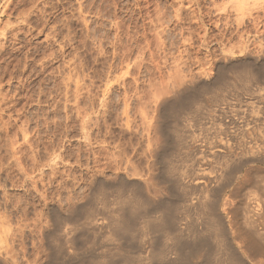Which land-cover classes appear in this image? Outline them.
I'll use <instances>...</instances> for the list:
<instances>
[{"label":"rangeland","instance_id":"rangeland-1","mask_svg":"<svg viewBox=\"0 0 264 264\" xmlns=\"http://www.w3.org/2000/svg\"><path fill=\"white\" fill-rule=\"evenodd\" d=\"M263 52L264 0H0L1 256L5 254L11 256L10 259L15 258L16 264L43 262L48 250L45 248V235L41 238L39 233L42 232L43 236L47 225H44L47 223L45 219L50 223L46 208L52 201H63V210H58V213L73 217L65 220L67 225H62L61 230L78 226L67 250L69 256L66 254L65 257L90 255L88 251L107 243L103 233L91 232L92 226L81 229L80 220L84 218L75 208L91 196L87 186L92 170L103 167L105 178L107 181L110 179L108 182L113 179L111 172L123 170L122 179L137 185L145 199L159 201L174 194L170 184H166L168 179L164 174L167 167H171L179 172L184 183L203 173L209 176L223 173L221 178L224 177L226 182L220 180L219 193L214 196L221 207L226 199L233 203V206L230 204L233 212L230 210L229 215L222 211L224 208H218L220 215L224 216L222 224L229 232L227 245L238 255L240 253L242 262H246L244 264H264V224L250 211V206L247 207L250 210L246 208L247 203H252L249 199H253L255 193L259 197L264 194V65L258 72H253L254 64L256 67L264 63ZM243 64L249 65L248 70L241 67ZM222 66L228 68L224 76L227 79L223 78L221 84L206 91L201 100L204 103L195 101L194 107L191 105L186 109V118L185 114L183 116L186 128L183 123L182 127L177 126L180 134L186 135H182L185 139L182 152L166 159L156 155V159L154 153L162 137L156 133L159 135L157 143L154 130L157 123L153 117L157 122L159 108L154 96L160 90L163 95L172 91L183 79V82L189 79L192 83L199 81L196 84L201 85L209 83L218 77ZM235 66L241 69H235ZM242 69L246 73L240 72ZM233 73L241 75V80L244 73V81L237 76L236 80L231 79ZM163 86L168 89L165 93L162 92ZM160 95L163 96L159 94L158 99ZM209 97H213V101ZM206 99L209 104L212 102L208 107ZM196 102L202 107L199 103L195 105ZM144 115L152 117L150 122ZM142 116L148 124L143 122ZM152 135L154 139L148 142ZM188 141L191 145L186 143ZM95 143L100 145V149ZM219 143L229 146L232 152H238L241 145H254V148L260 145L263 147L259 148L262 157H255L258 161L243 159L240 165L230 157L224 159L221 156L223 160H220V155H217L213 159L209 153ZM94 154L100 159V164L97 158V161L94 159ZM84 156L89 159L84 160ZM226 159L228 165H224ZM163 162L169 165L165 163L164 166ZM93 164L97 165L94 167ZM115 164L119 165L120 171ZM82 169L85 172L82 173ZM125 170L130 171L127 172L128 178H125ZM132 174L137 177L130 179ZM155 174H162V177L164 174L165 178ZM104 176L102 180L106 183ZM158 178L167 181L164 183ZM150 182H156L157 186ZM83 184L84 187L88 185L84 188ZM193 190L189 193V203L205 197L202 191ZM83 191L87 195L84 196ZM211 194L206 198H212ZM111 198L109 196V200ZM114 198L115 195L107 201L113 203H108L109 206L101 201L93 203L94 210L98 207L95 221L104 219L102 214L106 213V208L115 209ZM45 212L46 215L43 214ZM186 214L189 216L183 217L188 220L182 217L184 220L179 226L183 228L186 223L192 224L194 219L195 225L201 227L199 215L191 211ZM229 220L230 227L227 225ZM4 230L8 232L5 234ZM64 231L59 232L60 235ZM144 238V243L160 240L157 234ZM120 242L111 243L113 246L122 245V240ZM249 243L252 244L249 246ZM146 248L149 250V246ZM139 255L145 257L148 252Z\"/></svg>","mask_w":264,"mask_h":264},{"label":"bare ground","instance_id":"bare-ground-1","mask_svg":"<svg viewBox=\"0 0 264 264\" xmlns=\"http://www.w3.org/2000/svg\"><path fill=\"white\" fill-rule=\"evenodd\" d=\"M264 53V52H263ZM260 56V55H258ZM253 58V57H251ZM260 58V57H257ZM263 58V57H261ZM264 59V58H263ZM233 60V59H232ZM243 60V59H242ZM245 60V59H244ZM247 60V59H246ZM225 61V60H224ZM226 61H230L227 60ZM248 61V60H247ZM251 61V60H250ZM249 61V62H250ZM233 63V61H231ZM230 62V63H231ZM235 62V61H234ZM223 63V62H222ZM230 63H228L229 65H231ZM248 63V62H247ZM237 64V63H236ZM239 64V63H238ZM237 64V65H238ZM242 64V63H241ZM253 64V63H252ZM227 65V64H226ZM236 65V66H237ZM240 65V64H239ZM256 64H254L255 66ZM264 63L262 62L261 64H258V66L253 68L257 69V71L253 72H258V70L261 68V66H263ZM228 66V65H227ZM235 66V69L237 68ZM251 66V65H250ZM230 67V66H228ZM239 67V66H238ZM241 67L245 70H248L249 65L248 64H243L241 65ZM220 68V67H219ZM232 68V66H231ZM252 68V70H253ZM237 69H241L240 67ZM242 69V70H243ZM263 69V68H262ZM228 68H223V66L218 70V77L216 79H214L213 81L209 82V83H205L203 85L201 84H196V82L199 81H195L194 82L196 85H193L194 83L191 82V79L188 80V82H183V80L178 83H180V85L178 86V84L174 87H176L175 89H173L172 91H168L167 86L166 88L162 89V92H167L166 94L163 95V93H161V90L159 92V94H162L163 96H161V98L158 99L159 94L155 97V100L157 101L158 105L157 107L159 108V115H157V122L156 117H153V119L155 118L154 122L157 123L156 126L155 123L154 125L152 124V126H154V128L150 127L152 129L155 130V135L157 136V134L160 135V138L162 137V141H160V144L156 146L157 150L155 151L156 155H158L160 158H165L168 156H173L175 154L180 153V151L182 152V148L185 145V143H183V140L185 142V139H183L184 136H182L184 133L180 134V131H178L177 126L178 125H182L183 120H184V114H185V118H186V109H188V107H190L191 105L194 107V102L195 101H201L204 98V94L206 93V91L210 90V89H214L215 86H218L219 84H221L222 79H227L224 76L226 75ZM240 71V72H244ZM245 70V71H246ZM232 71H234L232 69ZM237 71V70H235ZM263 71V70H262ZM237 73L238 74H240ZM252 72V71H250ZM261 72V71H259ZM246 73V72H244ZM244 73H242V80H243V76ZM236 74V73H235ZM260 74V73H258ZM229 75V74H228ZM236 75V76H237ZM247 75V74H246ZM255 74H253L254 77ZM262 75V74H261ZM233 73V77L231 74V79H235L236 77ZM241 75L237 76L236 78L239 79ZM177 77V76H176ZM179 77V76H178ZM201 77V76H200ZM228 77V76H227ZM251 77V76H250ZM185 78V77H184ZM191 78V77H190ZM199 78V76H198ZM180 79V77H179ZM178 79V80H179ZM202 79V77H201ZM204 79V78H203ZM231 79L229 81H231ZM247 79V78H245ZM198 80V79H197ZM207 80V79H205ZM236 80V79H235ZM241 80V78H240ZM241 80V81H242ZM186 81V80H185ZM244 81V80H243ZM246 81V80H245ZM248 81V79H247ZM174 82V81H173ZM233 81H231L230 84H232ZM175 83V82H174ZM200 83V82H199ZM228 83V84H229ZM241 83V82H240ZM176 84V83H175ZM227 85V83H226ZM178 86V87H177ZM224 86V84L222 85ZM229 86V85H228ZM161 87V86H160ZM169 87V86H168ZM226 87V86H225ZM167 89V90H166ZM170 89V87H169ZM217 89V88H216ZM224 89V87L222 88ZM165 90V91H164ZM218 90V89H217ZM220 90V88H219ZM159 90H157L156 92H158ZM215 91V90H214ZM155 92V93H156ZM212 92V91H210ZM213 93V92H212ZM222 93V92H220ZM214 94V93H213ZM215 96V94L213 95ZM157 98V99H156ZM216 99H218V97H215ZM209 99H211L209 97ZM213 97L211 99V101H213ZM220 99V98H219ZM223 99V98H222ZM221 99V100H222ZM154 100V98H153ZM207 100V99H206ZM154 101V102H156ZM215 101V100H214ZM153 102V105H154ZM204 103V101H201V103ZM210 102V101H209ZM207 100V103H205V105H210ZM217 102V100H216ZM219 102V101H218ZM196 102L195 105H197ZM204 105V104H202ZM199 106L202 107L199 103ZM198 106V107H199ZM155 107V106H154ZM197 107V106H196ZM195 107V108H196ZM208 107V106H207ZM210 107V106H209ZM157 109V108H154ZM194 109V108H193ZM193 109H191L190 111H192ZM200 109V108H199ZM198 110V108H197ZM157 111V110H156ZM189 111V110H188ZM202 111V110H201ZM185 112V113H184ZM207 112V111H206ZM156 113V112H155ZM145 114V113H144ZM154 114V113H153ZM145 116V115H144ZM144 116H142V120L143 122H145ZM153 116V115H152ZM156 116V114H155ZM147 117V116H145ZM150 119L152 117H149ZM149 118L147 117L146 119L149 121ZM152 119V120H153ZM151 120V121H152ZM147 122V121H146ZM145 122V123H146ZM150 122V121H149ZM185 122V121H184ZM187 122V121H186ZM153 123V122H152ZM84 124V123H83ZM148 124V122H147ZM145 124V125H147ZM150 124V123H149ZM187 124V123H186ZM185 124V125H186ZM87 124H85V126H83L84 128L86 127ZM143 125V124H141ZM184 125V123H183ZM182 125V126H183ZM184 125V126H185ZM144 126V125H143ZM142 126V127H143ZM179 126V127H180ZM181 126V127H182ZM146 127V126H145ZM148 128V126H147ZM146 128V129H147ZM186 128V126H185ZM146 129L144 128V130L146 131ZM151 129L149 130L151 132ZM184 130V129H183ZM144 131V132H145ZM148 131V130H147ZM149 133V132H148ZM157 133V134H156ZM146 134V133H145ZM144 134V135H145ZM151 134V133H150ZM87 135V134H85ZM89 135V134H88ZM143 135V134H142ZM148 135V134H147ZM158 135V136H159ZM185 135V134H184ZM158 136L155 137L156 142L158 143L157 139ZM186 136V135H185ZM145 137V136H144ZM150 137V135L148 136ZM147 137V138H148ZM146 139V138H145ZM153 135L152 138L150 140H148V142H152ZM244 139V138H243ZM147 141V140H146ZM154 141V140H153ZM226 141V140H225ZM97 143V141H95ZM154 142V143H156ZM222 142V141H221ZM244 142V141H243ZM84 143V142H83ZM86 143V142H85ZM92 143V141H91ZM95 143V144H96ZM100 143V142H99ZM147 143V142H146ZM154 143H152V147L154 145ZM188 144L191 145V143L186 142ZM224 143V142H223ZM246 143V141H245ZM249 142H247L246 144H248ZM149 144V143H148ZM225 144H228L227 142ZM219 143L217 146L214 147V151H211L209 154V156H211L212 158L218 155H220L219 158H221V156L225 159V158H232L233 160H236L238 165L242 164L243 159L245 160H249V159H255V157H262V153L260 152L259 148H263L262 146L259 148H254L253 146H248V145H241V148H239L238 152H232L231 148H229V146ZM244 144V143H243ZM88 145V144H87ZM97 145V144H96ZM99 145V144H98ZM97 147L100 149V145ZM147 145V144H146ZM187 145V144H186ZM193 145V144H192ZM151 146V144H150ZM189 146V145H188ZM187 146V147H188ZM231 146V145H230ZM257 146V145H256ZM86 147V146H85ZM149 147V146H147ZM191 147V146H190ZM194 148V147H193ZM238 149V147H236ZM102 149V148H101ZM153 149V148H152ZM182 149V150H181ZM186 149V146H185ZM192 149V148H191ZM209 149V148H208ZM236 149V151H237ZM151 150V149H150ZM188 150V148H187ZM211 150V149H210ZM264 150V149H263ZM148 151V150H147ZM191 151V150H190ZM193 151V149H192ZM208 151V150H207ZM95 152V151H94ZM189 152V150H188ZM187 152V153H188ZM264 152V151H263ZM97 153V152H95ZM148 153H150L148 151ZM153 153V151H152ZM151 153V154H152ZM83 154V153H82ZM189 154V153H188ZM98 155V154H96ZM182 155V154H181ZM95 156V154H94ZM149 156H152L149 154ZM158 156H156V159H158ZM184 156V155H183ZM217 156V157H218ZM86 156H84V160H85ZM88 158V156H87ZM86 158V159H87ZM98 159L97 156L94 157V159ZM152 158V157H151ZM210 158V157H209ZM213 158V159H215ZM223 158H221L220 160H223ZM264 158V157H263ZM89 159V158H88ZM87 159V160H88ZM96 159V161H97ZM155 159V160H156ZM166 159V158H165ZM164 159V160H165ZM170 159V158H169ZM86 160V162H87ZM113 160V159H112ZM154 160V159H153ZM259 160H261L259 158ZM93 161V160H92ZM99 164H100V159H98ZM109 161V160H108ZM161 161V160H160ZM163 161V160H162ZM167 161V160H165ZM170 161V160H169ZM258 161V160H257ZM95 162V161H94ZM107 162V161H106ZM158 162V161H156ZM168 162V161H167ZM178 162V161H176ZM209 162V161H208ZM223 162V161H222ZM230 162V160H229ZM232 162V161H231ZM85 163V161H84ZM83 163V164H84ZM98 163V162H97ZM160 163V162H158ZM157 163V164H158ZM166 162H163L161 164H165ZM224 163V162H223ZM227 163V159L226 162L224 163V165ZM234 163V162H233ZM236 163V164H237ZM81 163V165H83ZM88 164V163H85ZM149 164V163H148ZM160 164V165H161ZM210 164V163H209ZM208 164V165H209ZM222 164V163H221ZM94 165V164H93ZM97 165V164H95ZM94 165V167H95ZM105 165V164H103ZM113 165V163H112ZM116 165V164H115ZM120 165V163H119ZM119 165L117 166V169L119 170ZM123 165V164H122ZM127 165V164H124ZM123 165V166H124ZM129 165V164H128ZM155 165V164H154ZM166 165H169L166 163ZM177 165V163L175 164ZM228 165V163H227ZM230 165V163H229ZM235 165V164H234ZM244 165V164H243ZM37 166V165H36ZM41 166V165H40ZM165 166V165H164ZM173 166V165H172ZM221 166V165H220ZM83 167V166H82ZM87 167V165H86ZM109 166H107L108 168ZM115 167V166H114ZM121 167V165H120ZM130 167V166H129ZM167 167V166H166ZM170 167V166H169ZM174 167V166H173ZM226 167V166H225ZM242 167V166H241ZM84 168V167H83ZM107 168L105 167V169L107 170ZM126 168V166H125ZM161 168V167H159ZM176 168H179L178 166ZM220 167H218L219 169ZM238 168V167H237ZM90 169V167H89ZM103 167H95L93 171V175H89V177L91 179H88L89 185L87 187H89V191L91 193L90 198H85L84 201L82 203H80L77 207L76 210L81 213V215H83V217L81 216V218H84V220L82 221V219L80 220V226H82L81 229L87 228L86 226H92V230L91 232L95 233L96 231L98 233H103L102 236H104V241L107 242L105 243L103 246L98 245V248L93 249L92 251H88L90 253V255L87 256H79V257H65L66 254L68 253L67 250L69 248L70 243H72L73 241V235L75 231H77L76 229L78 228V226L76 227V229H66L67 231L61 230L62 225H65L66 222L65 220L70 218L72 219L73 217H71L70 215L65 214L64 212H62L63 214H65L64 216H62L60 213H58V210L60 211L61 207V203L63 201H56L58 199H56V202H50L47 205V213H48V217L50 219V223L48 222V219L45 221L47 224L45 225V229L43 230V236L41 235V233H39V236H41V238L44 237L46 239V246L45 248H47L48 253L46 252L47 250H45L44 252H46V254H44V260L41 259V261L43 260L42 263H37V264H157V263H161V264H244L243 262H245L243 260H241L240 258V253L239 255L237 254V251L234 250L233 248H231L229 245H227L228 243V231L226 229V227H224V225L222 224V217L220 215V213L218 212V208L220 205V202L218 200V198H216V194L219 193L218 191V186H219V182L220 180H224L222 177V174H216V175H199L196 176L195 174V178L192 179V181H189L187 183L182 182L181 177L178 175L179 172H175L174 169H172L171 167L168 168L166 172L164 173L168 179L167 180H163L164 183L166 182V184H170V188L172 191H174V194H172L170 196L166 195L167 198L163 199V200H157V201H151L153 199H150L149 201L147 199L144 198V196H142L141 191L139 189V187L133 183L128 182V180L126 179H122V172H124L122 170V172H111L113 173V175L110 176L113 177V179L108 182L107 181V177L105 178V173L103 172ZM122 169V168H121ZM124 169V168H123ZM128 169V168H127ZM131 169V168H130ZM149 169V168H148ZM85 170V169H84ZM109 170H113V168H109ZM151 170V169H150ZM162 170V169H161ZM160 170V171H161ZM181 170V169H179ZM240 170V169H239ZM89 171V170H88ZM126 171V170H125ZM24 172V171H23ZM22 172V173H23ZM85 172L82 169V173ZM127 172L129 173L130 171H126V177H127ZM162 172V171H161ZM203 172V171H202ZM32 173V171H31ZM87 173V172H86ZM90 173V171H89ZM104 173V174H103ZM158 173V172H157ZM160 173V172H159ZM158 173V174H159ZM163 173V172H162ZM182 173V172H180ZM219 173V172H218ZM229 173V171H228ZM227 173V175H228ZM24 174V173H23ZM42 174V173H41ZM163 174V177L165 176ZM198 174V173H197ZM225 174V173H224ZM231 174V173H229ZM85 175V174H84ZM87 175V176H88ZM108 175V174H107ZM106 175V176H107ZM156 177L158 176L157 174H155ZM184 175V173H183ZM235 175V174H234ZM233 175V176H234ZM86 176V177H87ZM104 179H106V183H103V177ZM131 176V177H130ZM132 176H136L137 175H129L130 179L133 178ZM140 176V175H139ZM151 176V175H150ZM154 176V175H153ZM161 176V177H160ZM158 176L160 178L162 177V174ZM225 176V175H224ZM229 176V175H228ZM231 176V175H230ZM85 177V176H83ZM85 177V178H86ZM109 177V176H108ZM143 177V176H142ZM148 178V177H147ZM150 178V177H149ZM148 178V179H149ZM155 178V176H154ZM153 178V179H154ZM165 178V177H164ZM183 178V177H182ZM139 179V178H138ZM151 179V178H150ZM159 179V178H158ZM191 179V178H190ZM227 179V176H226ZM90 180V181H89ZM127 182H126V181ZM141 180V179H139ZM146 180V179H144ZM161 182H163L161 179H159ZM221 180V182H222ZM134 181V179L132 180ZM148 181V180H147ZM155 181V180H154ZM185 181V180H184ZM225 181V180H224ZM138 182V181H137ZM142 182V180H141ZM146 182V181H144ZM143 182V183H144ZM226 182V181H225ZM35 184V182H33ZM152 183V182H150ZM224 183V182H223ZM32 184V183H31ZM33 184V185H34ZM149 184V183H148ZM154 184V182L152 183V185ZM156 184V182H155ZM154 184V185H155ZM159 184V183H158ZM239 184V183H238ZM85 184H83L84 187ZM147 186V184H145ZM144 185V186H145ZM223 185V184H222ZM85 186V187H86ZM157 186V184L155 185ZM84 187V188H85ZM142 187V186H141ZM169 187V186H168ZM222 188V186H220ZM35 188V187H34ZM143 188V187H142ZM146 188V187H144ZM152 188V187H151ZM156 189V188H155ZM163 189V188H162ZM193 189H197L199 191H202V193H204L205 197L202 200H198V201H193L191 200L193 203H189V193L193 190ZM84 190V189H83ZM154 190V189H153ZM152 190V191H153ZM170 190V191H171ZM223 190V189H222ZM220 190V191H222ZM142 191H144L142 189ZM149 191V190H148ZM147 191V192H148ZM157 191V190H156ZM194 191V190H193ZM150 192V191H149ZM163 192V191H162ZM178 192V193H177ZM84 193V191H83ZM154 193V192H153ZM213 193V195L211 194ZM144 194V193H143ZM151 194V193H150ZM149 194V195H150ZM162 194V193H161ZM201 194V192H200ZM212 195L209 198L208 195ZM223 194V193H222ZM231 194V193H230ZM87 195L86 192L84 193V196ZM90 195V194H89ZM113 195H115L114 198V203H115V209L113 210H108V208H106V213L102 214L103 216L105 215L104 219L100 222L99 219L98 221H95V215L98 213L97 211H95L98 207V205L95 207L96 209L94 210V207H92L93 203L95 204L100 203V201L103 203L106 202V204H108L112 198ZM145 195V194H144ZM216 197H215V196ZM252 195V194H251ZM43 197H45L42 194ZM82 196V195H81ZM82 196V198L84 197ZM93 196H95V198H93ZM109 196H111L112 198L109 200ZM152 196V195H151ZM150 196V197H151ZM163 196V195H162ZM202 197V194L200 195ZM213 196L215 197L213 199ZM230 196V195H229ZM234 196V195H233ZM254 196V194H253ZM252 196V197H253ZM58 197V196H57ZM88 197V196H86ZM146 197V196H145ZM207 197V198H206ZM220 197V196H218ZM263 197V198H262ZM59 198V197H58ZM64 198V195H63ZM62 198V199H63ZM66 198V196H65ZM70 198V197H69ZM76 198V197H75ZM74 198V199H75ZM152 198V197H151ZM155 198V196H154ZM224 198H227L224 196ZM230 198V197H229ZM262 198V199H261ZM44 199V198H43ZM47 199V198H46ZM52 199V197H51ZM50 199V200H51ZM54 199V197H53ZM149 199V198H148ZM200 199V197L198 198ZM212 199V200H211ZM220 199V198H219ZM49 200V199H48ZM47 200V202H48ZM69 200V199H68ZM67 200V201H68ZM77 200V199H76ZM225 199H222V201ZM229 200V199H228ZM226 199V201H223L222 203V211H224L225 213H229L230 210L232 211V207H231V199L228 201ZM234 200V199H233ZM42 201V200H41ZM44 201V200H43ZM73 201V200H72ZM79 201V200H78ZM99 201V202H98ZM111 201V202H113ZM252 201V203L250 202ZM66 202V200H65ZM74 202V201H73ZM195 202V203H194ZM249 203H247V209H249L251 212H253L254 216L257 217V219H261L262 220V225L264 224V194L263 196H257V194L255 193V196L253 199H249ZM46 203V202H45ZM235 203V202H234ZM246 203V202H245ZM63 204V203H62ZM66 204V203H65ZM71 204V203H70ZM109 204H113V203H109ZM108 204V206H109ZM43 205L44 202H43ZM72 205V204H71ZM100 205V204H99ZM110 205V206H111ZM64 206V205H63ZM75 206V205H74ZM101 206V205H100ZM103 206V205H102ZM107 206V205H105ZM117 206V207H116ZM233 206V203H232ZM41 207H43L41 205ZM70 207V206H69ZM73 207V206H72ZM102 208V207H100ZM105 208V207H104ZM245 208V210H247ZM103 209V208H102ZM110 209V207H109ZM112 209V207H111ZM44 210V209H43ZM42 210V211H43ZM63 209H61L62 211ZM57 211V212H56ZM60 211V212H61ZM66 211V210H64ZM69 211V210H68ZM193 212L195 213L194 215H199V218L202 219V223H201V227L200 226H196L193 221L194 219L191 221V223L189 224H185L183 226V228L181 227L182 225L179 226L180 221L186 216L183 217V215H187L186 213H190ZM44 212V211H43ZM72 212V211H71ZM221 212V211H220ZM233 212V211H232ZM246 212L249 213V211L247 210ZM41 213V212H40ZM67 213V212H66ZM73 213H75L73 211ZM46 215V212L43 213ZM70 214V213H69ZM231 214V212H230ZM38 215V214H37ZM45 215H43V217H46ZM74 215V214H73ZM98 215V214H97ZM229 215V214H228ZM40 216V215H39ZM189 216V215H187ZM41 217V216H40ZM183 217V218H182ZM191 217V215H190ZM195 217V216H192ZM227 218V215L225 216ZM229 217V216H228ZM37 218V217H36ZM47 218V217H46ZM79 218V217H78ZM198 218V219H199ZM39 219V218H38ZM76 219V218H75ZM102 219V218H101ZM100 219V220H101ZM183 219V220H184ZM191 220V218H189ZM200 219V220H201ZM225 219V218H224ZM228 219V218H227ZM230 219V218H229ZM42 220V219H41ZM44 220V219H43ZM105 220V221H104ZM188 220V219H187ZM67 221V220H66ZM104 221V222H103ZM197 221V220H195ZM226 221V220H225ZM190 222V221H189ZM230 220L228 221L227 225L230 224L229 223ZM39 223V222H38ZM78 223V221H76V224ZM182 223V222H181ZM70 224V223H69ZM68 224V225H69ZM74 224V223H73ZM183 224V223H182ZM67 225V224H66ZM78 225V224H77ZM199 225V224H198ZM229 226V225H228ZM264 226V225H263ZM39 228V226H37ZM43 227V225H42ZM230 227V226H229ZM65 228V226H64ZM67 228V227H66ZM42 230V228H40ZM63 229V228H62ZM230 229V228H229ZM39 230V231H41ZM61 231L63 232V235H60ZM85 231V230H84ZM90 231V230H89ZM100 231V232H99ZM8 232L7 230H4V233ZM60 232V233H59ZM80 232V231H79ZM38 233V232H37ZM76 233V232H75ZM81 233V232H80ZM85 233H88V231ZM233 233V232H232ZM6 234V233H5ZM92 234V233H91ZM96 234V233H95ZM151 234H157L158 235V239L160 238V240H156L155 243L152 242H148L144 243L143 242V238L148 236L150 237ZM231 234V233H230ZM229 234V236H230ZM264 234V233H263ZM261 234V235H263ZM78 235V234H77ZM233 235V234H232ZM8 236V235H7ZM83 236V235H82ZM92 236V235H91ZM264 236V235H263ZM96 237V236H95ZM92 238V237H91ZM101 238V237H99ZM185 238H187L185 240ZM234 238V236H233ZM6 239V238H5ZM76 238H74L75 240ZM102 239V238H101ZM145 239V238H144ZM83 240V239H82ZM113 240V241H112ZM118 243L122 240V245H114L111 242L116 243L115 241ZM190 240V241H187ZM234 240V239H233ZM45 241V240H44ZM87 241V240H86ZM91 241V240H90ZM102 241V242H104ZM6 242V241H5ZM41 242V240H40ZM43 242V241H42ZM48 242V243H47ZM100 242V241H98ZM250 242V241H249ZM8 243V242H7ZM44 243V242H43ZM121 243V242H120ZM3 245L5 244L4 242L2 243ZM38 244V243H37ZM93 244V243H92ZM99 244V243H97ZM125 244V245H124ZM154 244V245H153ZM252 243H249V246ZM136 245L138 247L131 249L130 246ZM77 246V245H76ZM85 246V245H84ZM94 246V244H93ZM149 246V250L146 248ZM234 247V246H233ZM38 248V247H37ZM40 248L43 249V244L41 246L40 244ZM81 248V247H80ZM86 248V247H84ZM4 249V248H3ZM9 250V247L7 248ZM36 249V248H35ZM71 249V248H70ZM69 249V250H70ZM237 249V248H236ZM44 250V249H43ZM81 250V249H80ZM99 252H98V251ZM256 250V249H255ZM7 251V250H6ZM10 251V250H9ZM42 251V250H39ZM97 251V252H96ZM260 251V250H259ZM2 252V251H1ZM14 252V251H13ZM72 252V251H71ZM87 252V251H86ZM96 252L95 255H93ZM148 255L143 257L140 256L139 253H147ZM39 253V252H38ZM41 253V252H40ZM43 253V251H42ZM70 253V251H69ZM93 253V254H91ZM137 254V256H135L134 254ZM36 254V253H35ZM87 254V253H86ZM85 254V255H86ZM11 255V254H10ZM13 255V254H12ZM39 255V254H38ZM69 256V254H67ZM16 256V255H15ZM36 256V255H35ZM74 256V254H73ZM11 257V256H9ZM7 257L5 254L4 256H1L0 254V264H16V262H14L13 259L15 258H9ZM17 257V256H16ZM36 258V257H35ZM40 261V262H41ZM23 262V261H22ZM246 263V262H245ZM30 264V263H29Z\"/></svg>","mask_w":264,"mask_h":264}]
</instances>
